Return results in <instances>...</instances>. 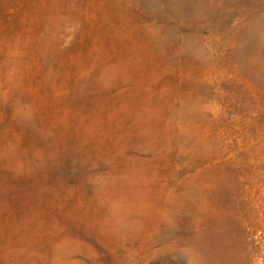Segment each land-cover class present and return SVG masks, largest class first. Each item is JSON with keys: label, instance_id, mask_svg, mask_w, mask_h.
<instances>
[{"label": "rangeland", "instance_id": "rangeland-1", "mask_svg": "<svg viewBox=\"0 0 264 264\" xmlns=\"http://www.w3.org/2000/svg\"><path fill=\"white\" fill-rule=\"evenodd\" d=\"M230 5L216 34L0 0V264H264V63Z\"/></svg>", "mask_w": 264, "mask_h": 264}, {"label": "bare ground", "instance_id": "bare-ground-1", "mask_svg": "<svg viewBox=\"0 0 264 264\" xmlns=\"http://www.w3.org/2000/svg\"><path fill=\"white\" fill-rule=\"evenodd\" d=\"M132 2L137 7L146 8L152 13L172 15L181 20L184 26L191 29L207 21L215 22L213 31L216 34L229 30L231 22L234 23L235 10L230 4L239 3L244 6L249 3V9H254L255 15L252 18L245 17L244 27L247 35L240 40L238 51L244 61L252 57V63L256 66L264 63V14L257 2L252 0H132ZM224 9L227 11L225 12ZM225 16H228L229 19H224ZM183 45L189 51L193 49L189 41ZM245 67L248 71L252 70L249 62L246 63ZM254 74L257 82L263 83V75Z\"/></svg>", "mask_w": 264, "mask_h": 264}]
</instances>
